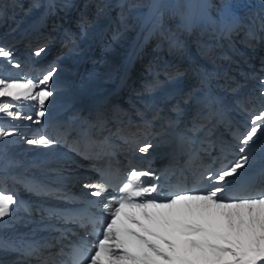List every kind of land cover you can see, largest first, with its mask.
Masks as SVG:
<instances>
[{
  "label": "bare ground",
  "instance_id": "6f19581e",
  "mask_svg": "<svg viewBox=\"0 0 264 264\" xmlns=\"http://www.w3.org/2000/svg\"><path fill=\"white\" fill-rule=\"evenodd\" d=\"M139 2H129L125 14L121 0H0V46L19 63L12 67L0 58V76L38 81L53 71L48 85L53 96L44 117L36 115L38 101L21 108L32 120L0 114V126L15 128L14 135L0 138V186L17 201L0 218V264H10L11 257L59 264L62 255L56 254L61 247L65 252L67 237L83 233L67 218L66 208L92 196L94 189L85 185L103 182L98 168L107 163L115 170L133 162L144 167L169 163L180 144L196 151L183 164L179 180L185 184L206 171L215 176L249 156L251 167L228 178L226 188L262 169L255 183L231 197L264 192V130L247 146L241 144L253 117L264 111V0ZM78 32L81 39L73 44ZM50 35L52 45L72 39L76 51L54 59L52 67ZM95 47L101 52L95 54ZM149 111L157 112L156 126L143 129L135 122L109 130L120 119L109 112H132L145 123ZM172 113L174 120L166 122ZM189 115L196 119L189 122ZM208 123L218 129L216 136L210 132L206 138ZM106 128L109 135H103ZM40 136L53 143H28ZM118 136L120 145H110ZM146 145L152 147L140 152ZM109 191L98 197L100 203L110 199ZM50 241L57 247L52 252L43 247Z\"/></svg>",
  "mask_w": 264,
  "mask_h": 264
},
{
  "label": "snow or ice",
  "instance_id": "6c2138e0",
  "mask_svg": "<svg viewBox=\"0 0 264 264\" xmlns=\"http://www.w3.org/2000/svg\"><path fill=\"white\" fill-rule=\"evenodd\" d=\"M42 51L35 55L40 56ZM0 58L19 67L10 49L0 46ZM52 79L53 71L38 81L0 76V98H9L0 100V114L12 120H32L21 108L26 102L38 101L36 115L44 117L45 103L53 96L48 87ZM251 125L241 139L245 146L264 130V111L253 117ZM14 134L15 128L0 126V138ZM28 143L48 146L53 141L40 136ZM150 147L146 145L139 151L147 152ZM239 151L245 152V147ZM250 159L242 156L215 176H207L209 181H215V186L206 192L181 191L163 199L152 196L159 186L146 185L143 179H156L151 170L131 171L126 182L115 189L121 193L119 197L103 205V211L110 214V222L103 229V238L94 254L87 258L88 264H264V192L254 197L224 195L228 178L241 175L240 170L246 165L251 167ZM85 187L94 189L92 196L102 197L112 185L103 181ZM16 202L14 195L0 192V218L9 215ZM43 247L54 245L46 243ZM80 253L81 246L72 245L70 259L59 264H80ZM64 254L61 247L56 255ZM53 264L57 262L53 260Z\"/></svg>",
  "mask_w": 264,
  "mask_h": 264
},
{
  "label": "rangeland",
  "instance_id": "374dc122",
  "mask_svg": "<svg viewBox=\"0 0 264 264\" xmlns=\"http://www.w3.org/2000/svg\"><path fill=\"white\" fill-rule=\"evenodd\" d=\"M122 1V3H123V7L125 8V14H128V11H130V9L128 8V4H129V2L131 3V1H135L136 3H140L139 4V6L142 4L141 2H139L140 0H121ZM29 9H30V7H27L26 8V12H28L29 11ZM29 14V13H28ZM53 29V28H52ZM195 33V29H191V31H190V34L191 35H193ZM51 36V35H50ZM79 39H81L80 38V34H79V32H78V34H76V37L74 38V43L73 44H75ZM54 40V38H52V36L50 37V39H47V41H49V42H47L50 46H51V53L53 54V56H52V58H53V60L51 61V62H48V64L52 67V65L54 64L55 65V63H54V59H60V57H61V55H65V54H67L69 51H71L72 53L73 52H76V51H74L73 49H74V47H72L73 46V44H72V39H56L57 40V43L56 44H53L52 45V41ZM99 50V48H94V51H95V54H98V52H101V49H100V51H98ZM89 56H90V58L91 59H93L95 56H93V55H91V54H89ZM175 68H176V70H179L180 68H178V66H174ZM111 103H113L112 102V99L110 100V102H108L106 105H109V104H111ZM203 107L205 106L204 104L202 105ZM142 109H141V114L143 113V115H145V109H146V107L144 106V107H141ZM157 112H155L153 115H152V111H149L148 112V114H147V116L148 117H151V118H149L148 120H147V122H145L144 123V120H142V119H138L137 118V115H135L134 113H132V112H130V113H128L127 115H125V116H127L125 119H122L123 117H124V115L123 114H119V113H115V112H109L108 113V115L111 117H115V116H117L118 118H120V119H118L119 121H114V122H111L110 123V126H109V130L110 131H119V128L122 126V124H134L135 122L137 123L136 125L137 126H143V125H145L144 127H143V129L147 126H152V125H154V126H156L155 124H154V122L157 120V114H156ZM85 114V113H84ZM115 114V115H114ZM133 114V115H132ZM86 115H89V114H86ZM93 116V120L95 119V114L94 115H92ZM108 116V117H109ZM110 117H109V119H110ZM196 116H194V115H189L187 118V120L190 122V121H194L196 118H195ZM166 120V119H165ZM174 120V114L172 113L170 116H168L167 117V120H166V122H172ZM187 120H185V121H187ZM111 121V120H110ZM79 125H81L82 124V122H79L78 123ZM126 125V126H127ZM136 125H134V127L136 126ZM158 126V125H157ZM128 127H129V125H128ZM77 128H78V126H77ZM204 129H207V132H206V136L210 133V132H214V128H212L211 126H210V123H208V125L204 128ZM107 128L105 129V133L103 134V135H105V134H108L109 135V133H107ZM202 131H204V130H202ZM201 131V132H202ZM108 135H106L107 137H109ZM137 137L139 136H141V135H138V134H135ZM148 136V134L146 135V139L148 140V138H149V140H152V134H149V136ZM133 137H134V135H133ZM264 137V136H263ZM97 138V137H96ZM118 139H116V137H114V140L113 141H110L111 142V144L110 145H114V146H119L120 145V143L122 142V139H121V137H117ZM206 138H208V136L206 137ZM263 140H264V138H263ZM263 144H264V141L262 142ZM261 144V143H260ZM259 146V145H258ZM237 146H236V144H235V146L233 147L234 149L236 148ZM134 151V150H133ZM133 151H130V152H128V155H131L132 153H133ZM233 152H235V150L233 151ZM233 152H230L229 154H228V156H229V158L227 157V159L226 160H229V159H231L230 157H231V155H232V153ZM84 165H85V163H84ZM87 167V166H86ZM89 174V172H87V173H82V175L80 176V178L82 177V176H84V175H88ZM80 180H82V179H80ZM79 180V181H80ZM5 189L6 188H4V187H2V185L0 186V192H2V193H4V194H7L6 193V191H5ZM53 240V239H52ZM49 243H51V244H53L51 241L49 242ZM54 245V244H53ZM54 248H57L55 245H54V247H51V248H48L47 249V251L48 252H52L53 251V249ZM40 252H42L43 253V251H40ZM30 254H32V255H36V254H34V253H32V252H30ZM50 256V255H49ZM49 256H46V257H49ZM11 259H13V260H11V262H10V264H25V262H27L28 261V259H27V261H26V258H24L25 260H21V259H15L14 257H11ZM48 259H50V258H48ZM15 260V261H14ZM12 261H14L13 263H12ZM44 261V260H43ZM42 261V262H43ZM29 262V261H28ZM30 264H31V262H29Z\"/></svg>",
  "mask_w": 264,
  "mask_h": 264
}]
</instances>
